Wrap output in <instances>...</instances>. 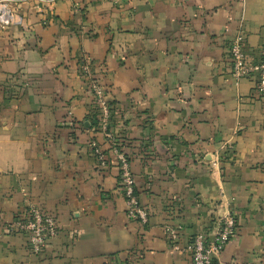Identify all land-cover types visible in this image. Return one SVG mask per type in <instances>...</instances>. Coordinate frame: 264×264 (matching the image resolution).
<instances>
[{
	"label": "crops",
	"instance_id": "crops-1",
	"mask_svg": "<svg viewBox=\"0 0 264 264\" xmlns=\"http://www.w3.org/2000/svg\"><path fill=\"white\" fill-rule=\"evenodd\" d=\"M14 6L22 23L0 28V264H191V239L228 211L237 231L215 264H264V96L230 64L238 35L260 62L264 0ZM86 64L107 89L147 225L127 219ZM30 207L59 229L38 254L13 227Z\"/></svg>",
	"mask_w": 264,
	"mask_h": 264
},
{
	"label": "built area",
	"instance_id": "built-area-1",
	"mask_svg": "<svg viewBox=\"0 0 264 264\" xmlns=\"http://www.w3.org/2000/svg\"><path fill=\"white\" fill-rule=\"evenodd\" d=\"M17 0H0V28L6 29L22 23L11 5ZM244 38L238 35L230 46V64L232 75L236 80L258 76L256 82V93L264 96V44L261 48L260 62L253 64L247 61L244 54ZM83 75L89 80V89L92 93L94 104L101 111L100 128L106 141L112 147L119 162L120 189L126 201V216L130 222L148 224V213L140 205L135 181L130 167V161L121 151L116 135L109 129L110 113L107 106V89L93 76L90 66L83 67ZM94 153L101 167L107 165L104 154L93 143ZM14 230L25 233L28 237L29 246L34 254L40 253L45 244L58 235V225L54 217L44 213L39 207H30L23 218H19L13 225ZM237 231L236 216L228 211L225 216L215 221L211 234L199 233L194 236L188 246L191 256V264H215V261L224 252L229 242L235 237ZM166 234L171 243L178 239V231L174 228H166ZM213 235V240L211 236ZM226 264V263H220Z\"/></svg>",
	"mask_w": 264,
	"mask_h": 264
},
{
	"label": "trees",
	"instance_id": "trees-1",
	"mask_svg": "<svg viewBox=\"0 0 264 264\" xmlns=\"http://www.w3.org/2000/svg\"><path fill=\"white\" fill-rule=\"evenodd\" d=\"M107 106H108V110L110 113V122H111L112 121V115H113L112 104L108 101ZM90 115H91L90 119L92 120L93 125L97 126L99 128L100 122H101V111L96 105L92 109V113ZM110 125H111V123L109 124V129H110Z\"/></svg>",
	"mask_w": 264,
	"mask_h": 264
},
{
	"label": "rangeland",
	"instance_id": "rangeland-1",
	"mask_svg": "<svg viewBox=\"0 0 264 264\" xmlns=\"http://www.w3.org/2000/svg\"><path fill=\"white\" fill-rule=\"evenodd\" d=\"M22 1H23V0H22ZM14 3H15V2H12V4H11L13 7H15V6H14Z\"/></svg>",
	"mask_w": 264,
	"mask_h": 264
},
{
	"label": "water",
	"instance_id": "water-1",
	"mask_svg": "<svg viewBox=\"0 0 264 264\" xmlns=\"http://www.w3.org/2000/svg\"><path fill=\"white\" fill-rule=\"evenodd\" d=\"M214 238H213V235L211 236V240H213Z\"/></svg>",
	"mask_w": 264,
	"mask_h": 264
}]
</instances>
